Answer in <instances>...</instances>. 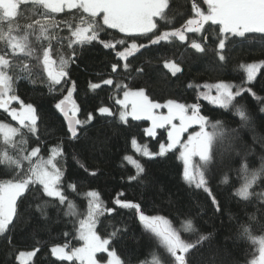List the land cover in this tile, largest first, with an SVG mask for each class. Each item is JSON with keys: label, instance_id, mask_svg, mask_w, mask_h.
Returning <instances> with one entry per match:
<instances>
[{"label": "trees", "instance_id": "1", "mask_svg": "<svg viewBox=\"0 0 264 264\" xmlns=\"http://www.w3.org/2000/svg\"><path fill=\"white\" fill-rule=\"evenodd\" d=\"M192 3L193 0H169V7L165 11L171 23L160 30L180 28L187 19L194 18ZM196 3L207 10L204 0H196ZM75 11L66 9L64 13H52L51 16L57 22L70 20ZM24 15L28 16L30 12L24 11ZM27 22L30 21H20L21 24ZM218 29V25L209 22L201 33H186L188 40L171 38L159 44L149 42L148 37L153 36L152 33L140 36L134 42L145 47L134 51L127 60L116 56L117 51L124 50L123 45L117 44L115 49H106L98 42L82 48L75 46L78 48L77 57L69 63L68 77L62 79L61 86H56L54 93L49 92L46 73L36 67L33 68L32 77L35 83L23 75L16 82L15 94L25 104L32 103L37 107L39 117L36 134L28 133L25 137L29 151L42 144L40 155L47 158L51 149L62 143L64 156L57 160L58 166L63 169L62 182L68 200L76 205L79 213L86 214L88 197L85 194L96 191L106 207L117 210L100 216L102 223L97 224V232L105 237L114 227L124 229L112 242L124 264H155L157 259L160 264H175V259L160 239L143 226L139 212L120 208L114 204L116 199L140 204L139 211L145 215L166 218L186 241H195L200 235L207 236V240L186 254L190 264H248L259 254L258 243L242 235L241 226H247L252 236H264V199L253 195L244 200L235 193L244 182L241 172L244 164L250 170H259L264 165V112L260 111L261 104L247 93L243 99L238 98L234 102L238 106L243 105L249 115L250 119L245 123L234 108L222 109L210 100H204L200 93L207 90L195 86L223 81L248 87L246 72L240 66L264 60V34L249 33L245 38L233 37L231 44L226 42V48L219 50L213 43ZM53 31L63 37L69 35L63 24ZM205 36L206 42L201 40ZM106 38L114 44L119 39H125L128 47L133 42L126 34L115 29L108 30ZM192 40L205 43V53L192 49ZM66 43L60 50L67 59L72 50ZM218 54L225 55L226 60L219 61ZM20 59L27 60L23 56ZM173 61L181 67L175 75L165 64ZM113 64L117 65L115 72L112 71ZM106 79H112L113 84L105 85L103 81ZM64 80L68 83L65 84ZM73 83L75 90L72 89ZM91 84H99L100 87L92 89ZM118 84L126 85L127 89L133 91L143 88L149 99L160 104L169 99L186 104L200 103L201 114L209 117V131H212L211 123L216 120L223 122L225 130H236L214 144L213 158L205 174L208 186L219 202V211L207 192L184 179L183 161L178 158V150H174L175 157L169 153L164 157L150 158L142 156L133 146L132 140L135 139L139 146L147 145L150 151H158L157 141L167 143L166 131L159 128L157 135L150 137L145 131L150 126L148 120L128 118L127 123H122L118 113L123 109L116 101L127 89L117 88ZM190 84L192 88L188 87ZM253 84V90L264 97V69H260ZM69 91H72V96L68 101L79 109L75 115L77 119H87L88 114L92 117L83 130L80 125L77 126L79 139L75 140L70 138L68 122L63 114L54 107ZM211 94L216 95L214 89ZM15 103L19 104L18 101ZM100 107L110 108L115 115H101ZM0 122L14 124L3 109H0ZM15 139L18 141L19 136ZM2 143L0 134V145ZM126 156L138 160L144 167L136 180L129 179L137 175V169L124 159ZM196 160L203 163L198 158ZM80 164L84 167L81 168ZM27 166L25 162V169ZM9 172L7 166L0 164V180L12 179ZM92 172H96V175H91ZM225 175L228 177L227 183L222 182ZM68 184H75V190L67 188ZM42 187L33 185L18 199V216L14 217L9 231L0 234V264H19V255L32 251L36 254L28 264H80L78 260L61 261L51 252L52 247L65 243L72 248L81 247L83 241L76 238L78 218L65 215L67 203L61 205L57 198L48 197ZM252 191L256 194L264 192V173L253 185ZM38 205L43 207L46 215L42 214ZM83 218V215L79 216V219ZM187 219L192 220L196 232L182 228V223ZM97 257L104 262L108 258L106 253H99Z\"/></svg>", "mask_w": 264, "mask_h": 264}, {"label": "snow or ice", "instance_id": "2", "mask_svg": "<svg viewBox=\"0 0 264 264\" xmlns=\"http://www.w3.org/2000/svg\"><path fill=\"white\" fill-rule=\"evenodd\" d=\"M207 5L205 11L200 7L196 0H193L192 9L195 17L187 19L180 28H174L171 31H161L167 27L171 21L168 18L166 9L169 7L168 0H0V109L9 111L11 102L18 101L19 109L11 108L10 115L19 122L20 127H13L10 124L0 123V134L3 137V143L0 145V164L10 169L9 175L12 179L0 180V234L9 231V226L13 224L14 217L18 216L17 200L23 196L33 185H42V191L48 197L57 198L59 204L67 203L68 211L65 215L76 216L79 227L76 229L78 235L76 238L83 241L81 247L72 248L68 243L52 247L51 252L61 261L78 260L80 264H101L97 259L98 253H106L108 259L104 264H124L115 251L113 240L119 237L124 229H116L105 237L97 232V224L102 223L100 216L105 212L117 211L114 207L108 208L100 199V194L96 191H89L85 195L88 197V207L86 214L79 213L76 205L68 200L65 192V185L62 182L63 169L58 166V157L64 156L62 143L57 144L50 151V155L44 158L40 155L41 147H32L29 151L25 138L26 134L35 135L37 132V107L32 103L25 104L24 101L16 95V82L23 75L32 83L33 68H39L46 73L49 92L54 93L56 86H61L62 79L68 77V66L74 62L77 57L79 46L91 45L98 42L106 49H115L116 45H123L124 50L117 51L116 56L127 60L134 51H139L145 45H138L135 39L140 36H149L151 44H159L161 41H168L171 38H178L180 41L188 40L186 33H201L205 31V25L209 22L211 25H218V34L213 41L219 50L226 48V42L232 43L231 38H245L246 34L256 33L264 34V0H204ZM76 10L73 12V18L57 22L51 16L52 13H64L65 10ZM24 11H29L30 15L25 16ZM21 19L30 22L21 24ZM160 21H166L160 24ZM63 24L69 31L67 37L60 36L54 29L60 28ZM116 29L120 33L126 34L133 42L128 47L125 39H119L114 44L107 39L108 30ZM102 34H104L102 36ZM206 42L207 37H202ZM71 49V55L66 59L65 54L60 50L65 46ZM190 47L198 53H205V43L192 40ZM26 57L27 60L20 59ZM55 57V58H54ZM219 61H225L226 56L218 54ZM29 61H35L34 64ZM173 75L181 69L175 63L166 65ZM116 64L112 65V71H116ZM128 67L127 64L124 65ZM246 72L248 87L243 85H234L230 82L205 83L195 87H203L207 91L200 93L204 100H210L213 105H218L222 109L234 108L236 114L247 123L250 119L243 105L234 103L238 98L243 99L247 93L254 100L261 104L260 111L264 112V97L259 96L254 90V84L260 69H264V60L255 63H248L240 66ZM64 83H68L64 80ZM105 85H112V79L103 81ZM92 89L99 88V84H91ZM117 88L127 89L126 85L118 84ZM188 87L192 88L193 85ZM75 90V84H72ZM216 95H212V90ZM72 96V91L63 99H60L55 105V109L63 113L68 121V130L71 133V139H79L77 134V125H87L92 117L88 114L87 119H75V113L79 110L74 104L72 115L66 110V101ZM116 103L122 106L119 111V119L122 123H127L128 116L135 120L148 119L152 126L145 131L148 136L155 137L156 129H165L167 143L157 141L158 151H150L147 145L139 146L135 139L132 144L137 147V151L142 156L164 157L171 153L176 156L179 151V159L183 161V177L189 183H195L197 188L207 192L211 202L220 210L219 202L208 186L205 178L207 165L213 158L214 144L218 139H224L234 133L236 130H225L223 122L216 120L211 123L212 131H208L209 117L201 114L200 103H179L176 100L169 99L166 103L160 104L149 99L143 88L139 90L127 89L123 91V99ZM167 108V115L156 114L154 110ZM101 115L113 116L115 113L108 107H100ZM179 121V123H174ZM192 125H198L200 130L189 134L187 140H182L183 134L188 132ZM167 126V128H166ZM19 136L17 141L15 138ZM39 144L40 142L37 141ZM179 146V148L177 147ZM46 151L48 149H45ZM15 153V154H13ZM35 158V159H34ZM194 158H198V174L193 172ZM136 169L137 175L130 176V180H136L144 167L136 159L126 156ZM25 162L27 168L25 169ZM83 168L84 165L80 164ZM244 182L236 190V195L248 200L253 195H258L264 199V192L256 194L252 191L253 185L264 173V165L259 170H250L247 164L241 168ZM91 175L95 176L96 172ZM223 183L228 182L227 175L224 176ZM67 188L75 190V184L66 185ZM34 190V189H32ZM123 194H121L122 196ZM115 205L120 208L133 209L139 212V220L143 226L154 233L166 247L167 251L175 259V264H190V258L186 255L190 250L195 249L202 241L208 237L200 235L195 241H186L181 238L180 231L173 228L170 221L160 216L145 215L140 210V204L128 202L124 199H116ZM43 213V207L37 206ZM83 215V219L79 216ZM255 219V217H253ZM242 227V235H246L254 243L258 241L259 257L254 259L252 264H264V236L255 237L249 231L247 226ZM182 228L188 232H196L191 219L182 223ZM102 230V229H101ZM67 235V234H65ZM39 249H36L38 251ZM182 253V254H181ZM35 252L21 253V256L31 257ZM155 264L160 261L155 260Z\"/></svg>", "mask_w": 264, "mask_h": 264}, {"label": "rangeland", "instance_id": "3", "mask_svg": "<svg viewBox=\"0 0 264 264\" xmlns=\"http://www.w3.org/2000/svg\"><path fill=\"white\" fill-rule=\"evenodd\" d=\"M168 3H169V0H168ZM116 30V29H115ZM118 31V30H117ZM124 34V33H123ZM169 63H175L174 61L173 62H167V63H165L166 65L167 64H169ZM176 64V63H175ZM178 65V64H177ZM179 66V65H178ZM167 67V66H166ZM180 67V66H179ZM167 69L169 70V71H171V73L173 74V72H172V70L169 68V67H167ZM180 69H181V67H180ZM180 72V71H179ZM259 72H260V70H259ZM259 72H258V74H257V76L259 75ZM178 73V72H177ZM246 76H247V74H246ZM253 83V82H252ZM232 84H234V83H232ZM234 85H237V84H234ZM239 85H241V84H239ZM247 85H249V83L247 82V80H246V86ZM121 99H123V96L121 97ZM166 103V102H165ZM11 106H9V111H7V114H9L10 115V109L11 108H17V109H19V104L18 103H15V101H13V102H11V104H10ZM155 111V113L156 114H158V115H160V114H163V115H167V112H168V110H167V108H159V109H156V110H154ZM71 112H72V110H71ZM75 115H76V113H75ZM10 117H11V115H10ZM128 118L129 119H133V117H131V116H128ZM127 118V119H128ZM11 119L14 121V124H10L11 126H13V127H18V126H20L19 125V122L17 121V120H14L12 117H11ZM146 119V118H145ZM141 120H144V119H141ZM146 120H148V119H146ZM149 122H150V126H149V128L152 126V122L150 121V120H148ZM0 123H2V122H0ZM5 123V122H4ZM174 123H179V121H174ZM5 124H9V123H5ZM166 128H167V126H166ZM158 129L159 128H157L156 129V133L158 132ZM200 130V128H199V126L198 125H192L189 129H188V132H185L184 134H183V137H182V140H184V141H186L187 140V137L189 136V134H191V133H194V132H197V131H199ZM208 130V129H207ZM209 131V130H208ZM2 135V134H1ZM137 145H138V143H137ZM134 146V145H133ZM136 149H137V147L136 146H134ZM178 148H179V146H177ZM53 149V148H52ZM197 160H196V158H194V161H193V172H194V174H198V169H197V166H196V163H198V162H196ZM18 201V200H17ZM256 243H258V241L256 242ZM259 247H260V245H259V243H258V253H259ZM32 252H35V251H32ZM23 253H28V252H23ZM36 254V253H35ZM99 254V253H98ZM97 254V255H98ZM35 255H33V256H31V257H28V256H21V255H19V257H18V263L19 264H28V263H30L31 261H32V259H33V257H34ZM258 257H259V254L257 255V257L256 258H253L252 260H250L249 262H248V264H252V261L254 260V259H258ZM97 259H98V257H97ZM108 259V258H107ZM99 260V259H98ZM100 262H101V264H104V261H102V260H99Z\"/></svg>", "mask_w": 264, "mask_h": 264}, {"label": "water", "instance_id": "4", "mask_svg": "<svg viewBox=\"0 0 264 264\" xmlns=\"http://www.w3.org/2000/svg\"><path fill=\"white\" fill-rule=\"evenodd\" d=\"M72 103L70 102V101H66V110L69 112V115L71 116L72 115V112H71V109H72ZM63 114V113H62ZM64 116V115H63ZM65 118V117H64ZM75 119H77V117L75 116ZM65 120H66V122H68L67 121V119L65 118ZM78 126V125H77ZM76 126V127H77Z\"/></svg>", "mask_w": 264, "mask_h": 264}, {"label": "flooded vegetation", "instance_id": "5", "mask_svg": "<svg viewBox=\"0 0 264 264\" xmlns=\"http://www.w3.org/2000/svg\"><path fill=\"white\" fill-rule=\"evenodd\" d=\"M11 106V105H10ZM4 110V109H3Z\"/></svg>", "mask_w": 264, "mask_h": 264}]
</instances>
